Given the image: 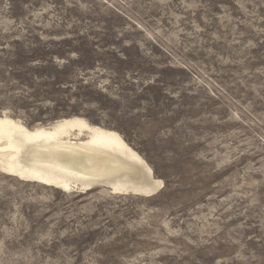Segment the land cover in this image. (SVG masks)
Returning a JSON list of instances; mask_svg holds the SVG:
<instances>
[{
  "label": "rangeland",
  "instance_id": "rangeland-1",
  "mask_svg": "<svg viewBox=\"0 0 264 264\" xmlns=\"http://www.w3.org/2000/svg\"><path fill=\"white\" fill-rule=\"evenodd\" d=\"M4 116L114 132L162 188L0 171V264H264V0H0Z\"/></svg>",
  "mask_w": 264,
  "mask_h": 264
},
{
  "label": "bare ground",
  "instance_id": "bare-ground-1",
  "mask_svg": "<svg viewBox=\"0 0 264 264\" xmlns=\"http://www.w3.org/2000/svg\"><path fill=\"white\" fill-rule=\"evenodd\" d=\"M83 133L85 138L78 139ZM0 171L22 182L64 191L105 188L110 194L148 197L162 188L119 135L79 118L27 130L0 117Z\"/></svg>",
  "mask_w": 264,
  "mask_h": 264
}]
</instances>
